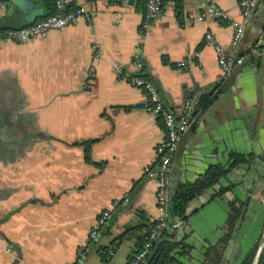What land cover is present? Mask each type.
<instances>
[{
    "label": "crops",
    "instance_id": "crops-1",
    "mask_svg": "<svg viewBox=\"0 0 264 264\" xmlns=\"http://www.w3.org/2000/svg\"><path fill=\"white\" fill-rule=\"evenodd\" d=\"M237 1L180 0L176 8L163 0L164 15L141 33L143 0H68L89 19L20 42L0 32V264H127L158 213L155 179L143 168L164 135L160 118L145 108L144 91L117 77V67L134 72L133 56L170 110L220 89L203 110L193 106L170 162V189L210 163H226L231 150H264V0H256L237 45L242 62L230 74L223 76L203 39L210 31L229 48ZM206 3L227 17L183 22ZM6 13L13 19V7L0 3V31ZM244 197L222 251L228 262L264 236V165L256 157L187 202L181 239L191 247L180 264H199L204 246L222 232L228 201ZM103 208L109 219L86 241ZM177 235L175 229L167 237Z\"/></svg>",
    "mask_w": 264,
    "mask_h": 264
},
{
    "label": "built area",
    "instance_id": "built-area-1",
    "mask_svg": "<svg viewBox=\"0 0 264 264\" xmlns=\"http://www.w3.org/2000/svg\"><path fill=\"white\" fill-rule=\"evenodd\" d=\"M52 3L53 11L44 17L36 18L32 22L18 27H7L0 32L8 39L20 42L32 36L43 35L49 29L59 28L80 19H89V14L82 5L71 6L68 0H52ZM237 3L240 15L238 19L232 21L233 30L228 49H224L210 31H205L203 34V39L211 44L215 51L216 61L223 76L230 74L242 62V56L237 53V45L243 35L245 25L256 4V0H238ZM164 13L163 0H143L141 20L139 22L141 33L147 31L153 19L163 16ZM226 17V10L212 3H206L200 10L186 12L182 20L184 23H190L205 18L225 19ZM260 41L261 37L258 36L254 40L251 50H255ZM130 64L134 68L133 74H124L117 67L115 70L117 77L144 91L146 95L145 108L157 115L164 127V135L155 144L149 164L143 168L148 176L155 179L154 196L158 213L154 218V222L148 226L143 234L140 247L133 252L127 261V264H143L146 256L150 253L154 241L161 236L164 230L176 227L181 221L177 217L171 220L168 214L169 166L177 140L187 126L194 99H185L176 111H171L165 105L152 80L140 72L142 67L140 57L133 56L130 59ZM178 65L181 66L183 63L179 62ZM110 215L109 208H103L99 211L93 224L87 230L86 241L95 238L98 230L107 222ZM108 253H110V249ZM79 254L80 250H77V255Z\"/></svg>",
    "mask_w": 264,
    "mask_h": 264
},
{
    "label": "trees",
    "instance_id": "trees-1",
    "mask_svg": "<svg viewBox=\"0 0 264 264\" xmlns=\"http://www.w3.org/2000/svg\"><path fill=\"white\" fill-rule=\"evenodd\" d=\"M39 1L43 6L44 12L37 18L44 17L53 11L52 0ZM174 2L175 7L179 8L180 0H174ZM81 142L85 143L82 140L78 141L77 143ZM86 146L87 144L85 143V152L87 150ZM255 157L258 158L264 165V150L259 154H254L251 152L242 153L231 150L228 152V160L226 163H210L205 168V170L193 180H185L175 183L169 192V218L172 220L173 218L177 217L182 222L185 219V206L191 198L202 193L205 189L215 184L218 179L223 176L231 167L241 163L247 165L251 164ZM223 189L224 187L217 188L212 195H218L221 191H223ZM246 201V197L234 198L228 201L227 215L223 224L222 232L214 242L207 243L204 246L199 264H264V244L256 253L258 239L245 250L243 255L236 262H228L222 256V251L231 237L235 225L243 215ZM153 222L154 220L148 223L145 231ZM175 229L176 228H173V232L171 234L167 232V230H164L161 236L165 235L172 237ZM145 231L140 235L139 243L137 244L138 246L135 251L140 247L142 236ZM154 244L152 245L151 250L153 249ZM190 247V244L185 243L183 239L177 242H170L167 240L160 241L156 244L153 254L151 255L147 264H180L178 256L188 253ZM148 255L146 256V259L148 258Z\"/></svg>",
    "mask_w": 264,
    "mask_h": 264
},
{
    "label": "water",
    "instance_id": "water-1",
    "mask_svg": "<svg viewBox=\"0 0 264 264\" xmlns=\"http://www.w3.org/2000/svg\"><path fill=\"white\" fill-rule=\"evenodd\" d=\"M0 3L3 4L5 9H7V11L11 7H13L15 11V15L13 19L12 17H9V13L4 14V16L2 15L1 20L7 21L8 23L7 27H18L24 24H28L43 14V9H42L41 4H39L35 0H0ZM219 91L220 89L217 88V89H214L212 92H209V91L200 92L197 95L193 106L198 108L200 111L203 110L215 99ZM176 230L178 232V235L173 238H170L167 236H160L156 239L153 249L151 250V252L148 255V258L145 260L143 264L148 263L151 255L153 254L155 246L158 242L163 241V240H167L170 242H177L182 238L183 229L180 223L176 226ZM260 247H261V240L258 243L256 253L259 251Z\"/></svg>",
    "mask_w": 264,
    "mask_h": 264
},
{
    "label": "rangeland",
    "instance_id": "rangeland-1",
    "mask_svg": "<svg viewBox=\"0 0 264 264\" xmlns=\"http://www.w3.org/2000/svg\"><path fill=\"white\" fill-rule=\"evenodd\" d=\"M258 239V243L260 242V240H261V244L263 245L264 244V236H260L259 235V238H257Z\"/></svg>",
    "mask_w": 264,
    "mask_h": 264
}]
</instances>
